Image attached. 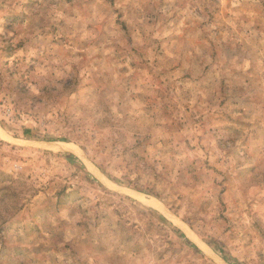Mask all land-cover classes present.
Masks as SVG:
<instances>
[{"label": "rangeland", "instance_id": "1", "mask_svg": "<svg viewBox=\"0 0 264 264\" xmlns=\"http://www.w3.org/2000/svg\"><path fill=\"white\" fill-rule=\"evenodd\" d=\"M0 264H264V0H0Z\"/></svg>", "mask_w": 264, "mask_h": 264}]
</instances>
